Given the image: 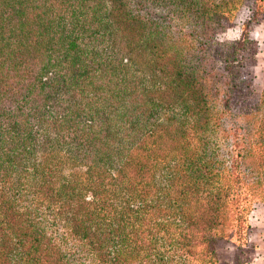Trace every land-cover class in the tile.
<instances>
[{
    "label": "trees",
    "instance_id": "16d2710c",
    "mask_svg": "<svg viewBox=\"0 0 264 264\" xmlns=\"http://www.w3.org/2000/svg\"><path fill=\"white\" fill-rule=\"evenodd\" d=\"M244 1L0 0V264H219L244 244L264 91L232 104L264 0L216 39Z\"/></svg>",
    "mask_w": 264,
    "mask_h": 264
},
{
    "label": "rangeland",
    "instance_id": "374dc122",
    "mask_svg": "<svg viewBox=\"0 0 264 264\" xmlns=\"http://www.w3.org/2000/svg\"><path fill=\"white\" fill-rule=\"evenodd\" d=\"M252 0H245L237 9L234 19L228 29L221 31L216 39L220 43L228 40H236L240 33V26L251 14ZM248 38L251 41L250 48L241 51L243 67L239 73L242 84L247 88L241 89L242 97L233 101L234 111L253 109L264 91V17L256 23L248 25ZM223 127L229 122L223 121ZM222 146V152L224 151ZM224 153V152H223ZM249 230L245 236V242L240 248H235L231 241H225L217 251L219 264H235L237 259L246 264H264V204L254 203L247 215Z\"/></svg>",
    "mask_w": 264,
    "mask_h": 264
}]
</instances>
